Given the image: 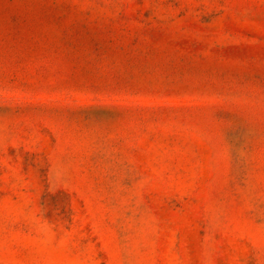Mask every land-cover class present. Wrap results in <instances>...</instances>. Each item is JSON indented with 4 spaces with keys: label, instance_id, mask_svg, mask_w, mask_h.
<instances>
[{
    "label": "rangeland",
    "instance_id": "1",
    "mask_svg": "<svg viewBox=\"0 0 264 264\" xmlns=\"http://www.w3.org/2000/svg\"><path fill=\"white\" fill-rule=\"evenodd\" d=\"M0 264H264V0H0Z\"/></svg>",
    "mask_w": 264,
    "mask_h": 264
}]
</instances>
